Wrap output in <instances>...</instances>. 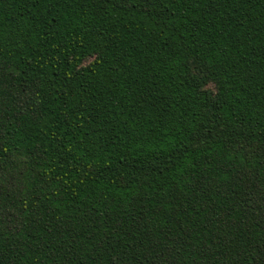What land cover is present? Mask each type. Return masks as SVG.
<instances>
[{"label":"trees","instance_id":"trees-1","mask_svg":"<svg viewBox=\"0 0 264 264\" xmlns=\"http://www.w3.org/2000/svg\"><path fill=\"white\" fill-rule=\"evenodd\" d=\"M0 264H264V0H0Z\"/></svg>","mask_w":264,"mask_h":264}]
</instances>
